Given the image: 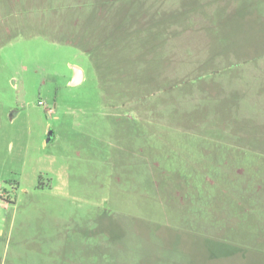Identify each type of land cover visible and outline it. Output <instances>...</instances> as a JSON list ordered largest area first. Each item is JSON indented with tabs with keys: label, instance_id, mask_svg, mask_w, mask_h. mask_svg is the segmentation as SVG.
I'll return each mask as SVG.
<instances>
[{
	"label": "rangeland",
	"instance_id": "1",
	"mask_svg": "<svg viewBox=\"0 0 264 264\" xmlns=\"http://www.w3.org/2000/svg\"><path fill=\"white\" fill-rule=\"evenodd\" d=\"M256 54L264 0H0V264H264Z\"/></svg>",
	"mask_w": 264,
	"mask_h": 264
},
{
	"label": "water",
	"instance_id": "2",
	"mask_svg": "<svg viewBox=\"0 0 264 264\" xmlns=\"http://www.w3.org/2000/svg\"><path fill=\"white\" fill-rule=\"evenodd\" d=\"M75 70H76V73H75V77L73 80V84H78L83 80V71L78 66H75Z\"/></svg>",
	"mask_w": 264,
	"mask_h": 264
},
{
	"label": "crops",
	"instance_id": "3",
	"mask_svg": "<svg viewBox=\"0 0 264 264\" xmlns=\"http://www.w3.org/2000/svg\"><path fill=\"white\" fill-rule=\"evenodd\" d=\"M256 56H257V60L256 61H253L251 64L258 63V64H262L263 65L264 64V60H263L264 57H261L259 54H256ZM241 64H246V61H241ZM261 68H258L257 70L258 71H262Z\"/></svg>",
	"mask_w": 264,
	"mask_h": 264
},
{
	"label": "trees",
	"instance_id": "4",
	"mask_svg": "<svg viewBox=\"0 0 264 264\" xmlns=\"http://www.w3.org/2000/svg\"><path fill=\"white\" fill-rule=\"evenodd\" d=\"M229 254V253H228Z\"/></svg>",
	"mask_w": 264,
	"mask_h": 264
}]
</instances>
